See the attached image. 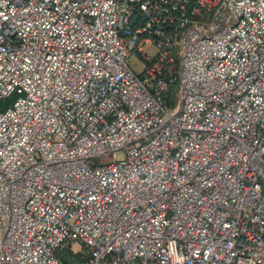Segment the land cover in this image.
Listing matches in <instances>:
<instances>
[{
    "label": "built area",
    "instance_id": "1",
    "mask_svg": "<svg viewBox=\"0 0 264 264\" xmlns=\"http://www.w3.org/2000/svg\"><path fill=\"white\" fill-rule=\"evenodd\" d=\"M13 96L0 264H264V0H0Z\"/></svg>",
    "mask_w": 264,
    "mask_h": 264
},
{
    "label": "trees",
    "instance_id": "2",
    "mask_svg": "<svg viewBox=\"0 0 264 264\" xmlns=\"http://www.w3.org/2000/svg\"><path fill=\"white\" fill-rule=\"evenodd\" d=\"M0 101V110H4L11 103L12 99ZM74 242L65 241L61 247L56 251V255L66 264H80L83 260L82 254L78 248L74 247Z\"/></svg>",
    "mask_w": 264,
    "mask_h": 264
},
{
    "label": "rangeland",
    "instance_id": "3",
    "mask_svg": "<svg viewBox=\"0 0 264 264\" xmlns=\"http://www.w3.org/2000/svg\"><path fill=\"white\" fill-rule=\"evenodd\" d=\"M142 52L149 56H155L157 49L153 43H145L142 46ZM128 64L135 72H138L142 67V60L139 55L132 52L128 58Z\"/></svg>",
    "mask_w": 264,
    "mask_h": 264
}]
</instances>
